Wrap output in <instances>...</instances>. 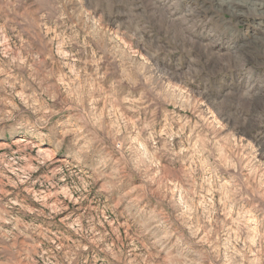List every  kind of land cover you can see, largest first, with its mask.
Segmentation results:
<instances>
[{
  "label": "clouds",
  "instance_id": "1",
  "mask_svg": "<svg viewBox=\"0 0 264 264\" xmlns=\"http://www.w3.org/2000/svg\"><path fill=\"white\" fill-rule=\"evenodd\" d=\"M0 264H264V0H0Z\"/></svg>",
  "mask_w": 264,
  "mask_h": 264
}]
</instances>
